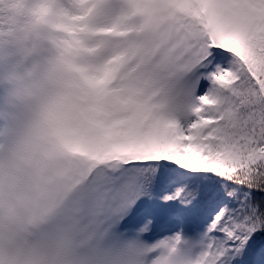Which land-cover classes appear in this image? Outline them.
Segmentation results:
<instances>
[{
  "label": "snow or ice",
  "instance_id": "obj_1",
  "mask_svg": "<svg viewBox=\"0 0 264 264\" xmlns=\"http://www.w3.org/2000/svg\"><path fill=\"white\" fill-rule=\"evenodd\" d=\"M0 264H264V0H0Z\"/></svg>",
  "mask_w": 264,
  "mask_h": 264
}]
</instances>
